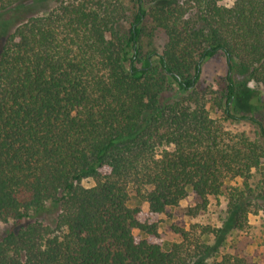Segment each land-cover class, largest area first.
I'll return each instance as SVG.
<instances>
[{
	"label": "trees",
	"instance_id": "1",
	"mask_svg": "<svg viewBox=\"0 0 264 264\" xmlns=\"http://www.w3.org/2000/svg\"><path fill=\"white\" fill-rule=\"evenodd\" d=\"M29 1L0 0V16ZM226 1L55 0L6 34L0 264H258L227 248L250 215L264 223V102L248 88L264 89V0ZM159 31L162 53H144ZM216 58L225 76L201 85ZM247 122L255 138L234 128ZM190 195L191 216L215 203L220 224L155 242L133 200L156 217Z\"/></svg>",
	"mask_w": 264,
	"mask_h": 264
},
{
	"label": "rangeland",
	"instance_id": "2",
	"mask_svg": "<svg viewBox=\"0 0 264 264\" xmlns=\"http://www.w3.org/2000/svg\"><path fill=\"white\" fill-rule=\"evenodd\" d=\"M55 0H31L25 5L17 8V10L8 12L0 16V48L7 33L14 29L19 20L32 14H42L50 11L54 6ZM227 5H232L233 0H227ZM166 44V38L162 32H156L153 36L149 32L142 37V50L144 53L155 51L162 53ZM201 85H215L216 82L225 76L226 64L224 59L216 58L206 62L202 68ZM248 88L253 92H260L264 102V89L250 83ZM252 95L245 91L243 97L237 102L239 112L251 115L249 104ZM234 128L237 131L245 132L250 138L257 136V128L250 122L240 123ZM240 179L227 180L226 186L236 187L241 185ZM85 187H91L93 183L89 180L83 182ZM134 206L141 209V220L149 222H157L159 235L155 242L160 243L164 247H169L172 243L179 241V235L175 233V229L188 228L191 224L200 223L202 225H219L218 212L222 206L217 207L215 203L209 205L203 211H199L196 217L191 216V208H195L196 202L192 195L182 201L179 208L168 211L166 215L151 216L148 211V205L138 203L133 200ZM249 230L247 233L239 234L234 237L233 243L227 248L228 252L239 253L246 256L250 261L258 264H264V223L262 213L258 215H250L248 218ZM6 228L4 224H0V233ZM136 241L143 239L141 233L137 230L133 232Z\"/></svg>",
	"mask_w": 264,
	"mask_h": 264
}]
</instances>
